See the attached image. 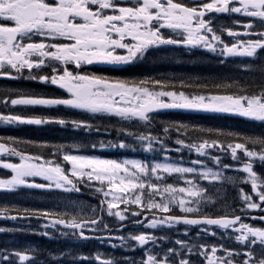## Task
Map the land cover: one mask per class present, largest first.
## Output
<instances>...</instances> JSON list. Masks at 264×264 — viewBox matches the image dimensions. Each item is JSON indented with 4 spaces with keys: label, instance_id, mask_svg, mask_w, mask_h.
<instances>
[{
    "label": "snow or ice",
    "instance_id": "snow-or-ice-1",
    "mask_svg": "<svg viewBox=\"0 0 264 264\" xmlns=\"http://www.w3.org/2000/svg\"><path fill=\"white\" fill-rule=\"evenodd\" d=\"M238 4L239 6H233ZM216 13H245L249 17L259 18L261 28L264 29V0H193L191 6L180 0H0V76H11L5 69L15 70L17 73L27 69L31 73L33 69L48 67L49 75H30L28 78L43 82H50L65 89L67 97L47 98L42 95H14L17 90H0L4 106H54L63 105L71 108L85 110L90 113H104L109 116L119 117L124 121H143L150 123L151 115L156 109L186 108L203 109L209 111L236 113L251 121H259L264 124V85L255 88L248 85L239 86V82L225 84L223 87H237V92L231 95H191L186 96L183 91H157L167 85L161 79H113L95 74H85L82 66L93 62L127 63L137 57H143L150 49L163 44H183L187 46L203 45L205 48L216 51L215 44L222 45L221 54L252 57L257 48H264V30L257 33L259 39L237 41L226 44L204 19L208 12ZM245 29L253 27L251 24L243 25ZM168 28L173 31L183 30L181 39H173L165 36L161 29ZM228 34L236 36L238 33L227 29ZM204 33V34H202ZM247 34V33H245ZM39 35L44 38L40 42H33L32 36ZM62 38L67 42L46 43L45 40ZM27 41V42H25ZM239 44V47H238ZM51 49V50H49ZM117 49L126 50L125 54L117 53ZM53 62H59L62 68L53 67ZM68 64H73L75 70H69ZM246 67V66H245ZM16 78V77H12ZM183 86V81H181ZM219 88L221 85H215ZM165 98H171L169 102ZM0 121L5 123H29L43 124L57 122L61 125L69 123L63 118L34 117L10 112L5 114L0 111ZM71 124L76 128L91 129L93 127L85 120H72ZM176 125H168L163 129L167 133ZM181 127H187L181 125ZM128 136L143 143V147L149 151H155V144H159L161 150L167 152L165 141L152 131L147 134L141 132L134 134L126 128L120 129ZM179 131V128H177ZM203 131V130H202ZM217 135L228 137L231 142L224 144L216 139L211 143L203 140L199 143L186 145L195 149L197 153L204 154L206 148L221 147L225 151L230 150L233 159H238V150L249 159L258 157L264 161V131L260 133L246 134L241 132L224 133L219 129H208ZM11 143H19L14 137H8ZM177 143L184 145L183 140ZM103 147V144H101ZM57 152L64 149L65 145H54ZM76 149L78 145L67 146ZM96 147L95 144L92 145ZM119 147H130L124 140L119 142ZM10 152L19 156V163H3V167L11 169L12 175L8 179H0V189H14L19 185H29L37 188L63 189L76 191L77 185L87 181H98L103 185L107 183L109 191L117 190L123 195L113 197L123 204L135 205L143 209L142 212H131L132 217L147 214L153 211L168 213L172 205L178 206L183 213H198L202 199H210L208 190L201 187L197 180L215 182L227 180L235 182L233 177L224 176L219 170L208 168L202 161H195L200 168L183 167L180 163H170L169 157L164 156V162L153 161L151 163L141 161L102 160L94 156L71 154L65 152L63 160L69 162L70 169L61 167V164L53 160H46L43 156H29L24 152H17L9 143H0V153ZM219 164V157L213 158ZM40 161V162H36ZM228 168V165H224ZM247 177L243 182L251 184L252 193H244L241 189L242 200L246 209H257L264 203V176L258 175L250 162L243 163V169ZM179 174L186 187L174 186L166 183L164 174ZM43 177L48 183L35 184L29 178ZM191 176L193 178H186ZM153 178L155 182H153ZM105 197L109 191L104 187L96 189ZM252 194L258 197L254 201ZM159 197V199H157ZM105 201H101V213L104 212ZM108 215H114L121 222L125 221L124 211H115L118 207L112 200L106 201ZM188 205H197L190 207ZM245 209H240L243 212ZM8 209L0 208V213ZM25 212L36 217H48L53 215L48 210L25 209ZM235 211V210H234ZM60 218L52 220L51 226H63L71 230V235L78 240H88L93 237L86 235L85 229L95 228L98 224L104 225V230L111 232L109 226L104 223L103 215L94 216L85 220L83 217L70 212L59 214ZM16 219L17 217H12ZM264 220V217H260ZM183 222L185 225H216L224 229L233 228L240 233L235 236L237 242L244 245L247 251L238 252L232 249H224L227 259L216 257L214 264H235V259L242 257L240 264H264V228L250 227L242 222V217L219 216L216 218L207 216L191 217L189 215L166 216L161 220H150L149 226L155 228L158 224L171 225ZM135 223L139 224L137 219ZM238 227H234L235 225ZM47 227V225H45ZM124 224L121 223V228ZM47 235V233H44ZM62 235H68V231H62ZM187 234V233H185ZM215 233H213L214 235ZM100 239V237H95ZM109 242L112 237H107ZM123 242L126 238L119 237ZM127 239L135 241L138 245H153L157 240H166L167 237H156L147 232L138 235L129 234ZM174 247L164 248L162 255L153 248L146 253V259L140 264H191L186 256L193 254V249H200L199 255L205 256L208 264H213L210 253H216L217 247L211 246L210 252L206 245H189L187 241L177 240ZM115 247V245H113ZM259 248V252L254 251ZM185 249L187 252L185 253ZM70 255L61 253V255ZM13 257L19 261L29 260V250L15 251L7 255H0L4 264H15ZM87 259V257H82ZM100 264H115L113 259H102L100 254L95 256Z\"/></svg>",
    "mask_w": 264,
    "mask_h": 264
},
{
    "label": "rangeland",
    "instance_id": "rangeland-1",
    "mask_svg": "<svg viewBox=\"0 0 264 264\" xmlns=\"http://www.w3.org/2000/svg\"><path fill=\"white\" fill-rule=\"evenodd\" d=\"M242 13L243 12H241L240 14ZM241 18H246V16H243ZM229 21L230 20L225 21L224 19H219V22L217 24L221 32L220 37L226 44L228 41L227 29L233 27V25H229ZM262 30L264 29L261 28V30L252 31L251 40L259 39V36L257 35V33ZM176 39H181V38L176 37ZM176 45H183V44H176ZM214 46L216 47L217 44H215ZM222 47H223L222 45H219L220 49ZM231 56H234V55H231ZM235 56H238V55H235ZM93 63H96V62H93ZM242 68L244 70L251 69L250 67H245V65L242 66ZM262 72H264V69L260 68L259 71L257 72L253 71L252 74L250 75L254 74L255 76H257V74L261 75ZM258 79L259 78H256L252 81H257ZM254 86L255 85L253 84V87ZM21 93H24V91H21ZM166 99L168 101H171V98H166ZM10 107H16V106H12L9 104L8 110L10 112H13L15 108L10 109ZM18 107L19 106H17L16 108ZM225 113L228 116L243 117L236 113H228V112H225ZM16 114L23 115L22 113H19V112H16L13 115H16ZM27 124L29 123H5V122L0 121V126H5V127L15 126V125L25 126ZM173 124H174V121L172 122V125ZM175 125L176 126L186 125L187 127L186 128L182 127V129H187V130L193 127L190 123H184V122H177ZM246 127L248 126L245 125L244 128ZM173 128L174 127H172L168 132H172ZM201 129L207 132L208 126L206 125V123L204 126L201 127ZM261 131H264V129H258V132H253L251 129L249 130V132L257 133V134L260 133ZM156 135H166V134L158 132ZM107 137H109V135ZM160 137L161 139L165 138V136H160ZM166 137L167 139L165 141V148L166 149L172 148L174 139L171 137L170 134H168ZM121 140H124L127 145H130V147H124V148L119 147V142ZM121 140L117 141L116 138H113L112 140H110V144L112 145V147L108 149L104 145L103 147L101 146L100 147L101 150L106 152L104 155H101L100 153H97V152L90 153V152L81 151V149L86 145L85 143L78 144L77 140H66L64 141L65 143L64 145L66 147L62 149L61 152H58V154L61 156L60 162L58 163L61 164L62 168H65V169L71 168L70 163L63 160V154L65 152H71V154H77V155L94 156L102 160H116L117 162H123V161H141V162H146V163H151L153 161L164 162L163 157L167 156L170 158V160L167 162L180 163L181 166L183 167H196L197 169L200 168V165L195 164L194 162L202 161L203 164L206 165L208 168H212L214 171L219 170L223 173L224 176L233 177L235 182H229L227 180H218L215 182H209L206 180H197V182L201 185V187L206 188L208 190V197H210V199L205 198L201 200V203L199 205L200 211L198 213L205 214L207 212L206 214H208L212 211H215L217 214H220V215H224L223 213L225 212L228 213L225 215H234L232 212H234V209L236 207H238L239 209H245L243 212H246V213H251L253 210H255V209H246V206L242 200V193L240 190L243 189L244 193H248V194L252 193L251 184L243 182L245 178L247 177V173H245L242 169H243L244 162H250L253 165V160L259 159L258 157L249 159L247 157H244L243 153L239 152L238 150V159H233L230 150H228L229 153H227L226 156L224 155L221 158L220 155L217 154V151L207 154L206 153L207 148H206L204 154L192 152L193 156L190 155L188 158L189 162H187L186 160H183V158H180V159L177 158L178 160L177 159L173 160L171 158V156L173 155V151L165 152L163 150L156 149L155 151L151 152L149 150H146L143 147V143H146V142L138 141L135 138V136H125ZM174 143L176 144V142ZM74 144L78 145L79 147L76 149H70L69 147H67V146L74 145ZM132 147H134V150L130 152L127 156L126 152L128 151V148H132ZM111 150H115V153L109 154ZM174 151L175 153L178 154L179 157L181 156L182 149L175 148ZM139 156H144L147 159H143V160L139 159L138 158ZM214 157H219V160H220L219 164H217L216 161L213 159ZM15 159L16 160L9 161V163H19V157L16 156ZM224 165H228L229 167L225 168ZM253 170L258 175L264 176V167H257V168L253 167ZM8 172L9 174L6 179L10 178L11 175L13 174L11 169ZM164 175L166 177V180H165L166 183H172L174 184V186L186 187V185L183 183V180L179 177V174L173 173L171 175H168V174H164ZM186 178H193V177L187 176ZM31 179L37 180L40 184L48 183L43 177H40V176L31 178ZM153 182H155L154 178H153ZM84 184H86L85 193L90 194V196L84 193L85 197H78V196L72 195L70 191H65V193H63L62 192L63 189H47V188H37V187L32 186V191L29 192L28 194L6 195L5 197L0 196V206H5L7 208H20L22 212H25L24 211L25 209L48 210L50 213H53V215L51 216L59 217V218H60L59 214L65 213V212H70L74 215L79 213V215L83 217L85 220H88L89 218H93L94 216L103 215L104 223H106L109 227L113 225L121 226V223L126 224L127 222H130L133 219L134 221L138 219L140 223L137 225L141 226L140 228L138 227L131 228V229H128L127 232H124L119 235V237L126 238L123 242L121 241V239L118 238L116 242L115 241H111V242L105 241L101 243L99 242L98 244H95V246L92 245V247H89L88 245L86 246L87 250H90V255H92L94 259L97 254H100L102 257L110 253L112 254L113 250L115 249L122 248L124 249V253L122 257L124 258L123 264H135L137 262H141L143 259H146V253L150 252L153 248H155L156 252H160L162 255L163 254L162 250L164 248L176 246L175 241L177 240L187 241L189 245H197V246L201 244L206 245L208 246L209 252H210L211 246L215 245L217 247V252L210 253L212 256L213 264L215 262L216 257H222L226 260L225 256L221 255L218 252V250H220L221 248L220 247L221 245L223 246V248L232 249L235 251L242 250L243 248H245L243 244L239 242L237 243L235 239L236 232L235 233H232L231 231L224 232V231L215 230L213 228H205V227L198 229V228H192L190 226L178 225L176 223H173L171 225L158 224L155 228H152L149 226V223H148L150 220H161V218L162 219L165 218V215L174 216V214H177V213L179 215L186 214V213H183L178 206L172 205L168 213H162L160 211H153V212H149L144 215H140L138 217H132L130 215L131 212H142L143 209L135 205L126 206L119 199H113V197H119L123 195L122 193H120L117 190L109 191L106 182L103 185H101V183L98 181H94V180L87 181V178H85ZM234 185L236 188L234 187ZM102 186L104 187L105 191H109V195L107 197H105L103 193H99L96 191V189ZM92 188L94 189L92 190ZM91 195H95V197ZM252 198L254 201H258V197L255 196L254 194H252ZM157 199H159V197H157ZM102 200L105 201L103 214L101 213V209H100ZM107 200H112V202L118 206L113 209V212L115 211L123 212L125 208L128 209V211L124 213L126 216L125 221L121 222L119 218L115 217L114 215H108L107 205H106ZM23 206H25L24 209H23ZM188 206L197 207V205H188ZM21 214L22 213L20 214L14 213V215H17L18 219L21 220L17 224H11L8 221H4L3 224H0V232H2L3 229L6 227H8L9 230L13 229L15 231H23V234L20 235V238L22 239V241L21 242L18 241L17 247H15L17 251L29 250V253L39 252L36 241H34L33 238H30L29 240L24 236L29 235V234L33 235V234H41V233L43 234L50 233L52 237H56L59 240L60 239L64 240L66 247L63 248L62 253H68L69 250H71V254L72 252H77V256L74 257V259H78L79 257V259L81 260H90V262H92L90 258L89 259L82 258L85 256L82 255L81 249L79 251L78 248L74 247V244L72 242V238H74V236H72L70 232L68 235H62L61 234L62 231H59L58 229H56V227L53 228L50 223L43 221V219H39L41 217L38 218L34 215H31L30 217L31 218L34 217V219L29 221V220L23 219L21 217L22 216ZM188 214H192V213H188ZM27 215H30V213H27ZM0 218H5V217L0 216ZM5 224L6 226L4 227ZM45 225H47V227H45ZM97 229H99L100 231H103V233H107V231L104 230L103 224H101L100 227H97L95 230ZM141 232L150 233L153 236H156L158 238L167 237V239L163 241H160L158 239L155 245H152L151 247L143 250V248H139V245L135 241L127 239L129 234L138 235ZM213 233L215 234L213 235ZM13 242H16V241L14 240ZM80 245L82 247V244ZM113 245H115V247H113ZM184 251L186 253L187 249H185ZM199 251L200 249L198 247L194 248L193 254L186 256V258L191 260L195 256V258L198 259ZM67 255L68 254L61 256V254H59L58 256H59V259L64 260ZM200 259L202 261L201 257ZM64 261L62 264H64Z\"/></svg>",
    "mask_w": 264,
    "mask_h": 264
},
{
    "label": "trees",
    "instance_id": "trees-1",
    "mask_svg": "<svg viewBox=\"0 0 264 264\" xmlns=\"http://www.w3.org/2000/svg\"><path fill=\"white\" fill-rule=\"evenodd\" d=\"M162 59L154 60L151 57L145 60V63L141 66H134L131 68H125L121 71H106L109 78L113 79H129V80H141V79H155L154 75L158 74L161 75L159 78L164 80L169 87L189 92V94H198V93H209L211 95H231L237 92V87L233 86L231 88H225L223 85L225 84H232L234 81L239 82V86L248 85L249 87H253V81L255 78H261L263 75L257 74L250 75L245 73H240L239 71L235 70L236 68L233 65H230L227 61H219L213 59L210 56H206L204 54H196L194 55H186L181 57L180 61H175L170 57H161ZM264 69V67H263ZM151 73L152 75L147 76L143 75L144 73ZM239 74V75H238ZM181 81H183V86L181 85ZM250 81V82H249ZM215 85H221V87L217 88ZM34 89L33 91H40L39 84L31 85ZM168 88V86H165ZM45 93V91H42ZM47 93V92H46ZM36 94V93H33ZM36 95L45 96L43 93H38ZM55 114L66 115L69 114L70 116L78 115V118L81 120L89 121L93 125L91 129H84V128H75L73 129L72 126H58V125H46L43 126L42 129H34L31 127H27L25 130L31 139L29 142L31 143L30 149L33 151H38L40 148V144L46 139L47 134L49 136L50 143H53L52 140L60 141L63 138L69 137H78L79 144L85 143L86 145L82 148V151L90 152V153H100L104 155L106 152L101 150V144H103L107 149L111 148L112 145L110 144V140L116 138L117 141H120L123 137L128 136L126 133L121 132L120 129H127L129 132L134 134H139L141 132L147 134L148 130L152 131L154 135L158 132L164 133L163 129L171 123L167 121L169 119L175 118H198L203 117V115L197 114H183V113H169V114H159L156 115L148 124H133V123H126V124H118L116 121H109L108 119H98L93 120L85 117L78 111H72V109H55L53 111ZM89 119V120H86ZM105 121H109V123H104ZM171 129V128H170ZM177 128H173L172 132L164 133L167 136L168 134L174 140H183L185 143L190 141V138H195L199 140H203L206 138L205 136L201 135L198 130H182L177 131ZM180 130V129H179ZM230 132V131H228ZM188 134V135H187ZM109 135V137H107ZM135 136V135H133ZM189 136V137H188ZM224 141L223 144H227L231 142V140L223 136ZM48 142V141H47ZM49 143V142H48ZM95 144L96 147L93 148L92 145ZM227 146V145H226ZM134 150V147L128 148L126 155ZM109 154H114L113 152H109ZM19 234H16L14 231H8L6 234L0 233V253L6 254L10 251L9 247L13 244L12 240L18 241L17 237ZM36 241L37 247L39 249L46 247L47 244L53 245L55 240L46 241V237L44 236H37L31 235ZM82 244H87V242H81ZM93 243L89 242L88 244ZM86 248V247H85ZM84 248V249H85ZM88 256L89 253H83ZM112 256L109 254L107 258ZM114 258L119 263L122 261L124 262V258L120 256L113 255ZM3 264V263H2ZM72 264H100V263H89L85 262V260H80L78 263H75L74 260Z\"/></svg>",
    "mask_w": 264,
    "mask_h": 264
},
{
    "label": "flooded vegetation",
    "instance_id": "flooded-vegetation-1",
    "mask_svg": "<svg viewBox=\"0 0 264 264\" xmlns=\"http://www.w3.org/2000/svg\"><path fill=\"white\" fill-rule=\"evenodd\" d=\"M177 2H180V0H177ZM183 2H185L186 4H189V6H191V4H192V0H186V1H183ZM233 6H237L238 7L239 5L238 4H235ZM214 13H216V12H214ZM243 16H246V18L248 19V24L253 25V27H257V26H259L261 24L259 18L249 17L245 13L240 14V13H232V12H229L228 15H227V17L230 18V19H232L235 22V24H237V26L240 25V19ZM213 18H214V15L213 16L212 15H207V13L204 16V19L205 20L210 19L211 22H212ZM161 31H162L163 34L164 33H169L170 34L171 32H176V31H173V30L168 29V28H162ZM178 31H181L182 32L183 30H178ZM233 32L238 33V35L232 36V39L235 42H237V41H245L246 42L250 38V36H249L250 35V28L245 29L243 26L241 28L235 27V31H233ZM245 33H247V34H245ZM31 39H32L33 42H40L44 38L40 37L39 35H33ZM55 41L67 42L66 40H63L62 38H59V39H56V40H52V39L45 40L46 43H48V42H55ZM25 42H27V41H25ZM157 47L158 46H155L153 48H150L148 51H150L152 49H155ZM125 51L126 50L117 49V53H119L121 55L125 54ZM154 56H155L154 59L155 60H158V57H157L158 55H154ZM5 70L8 71V72H12L13 71L12 69H8V68H6ZM92 70H95V68L92 67ZM252 167H254V168L264 167V161H261L260 159H255V160H253ZM263 208H264V203L261 204V207L260 208H257L255 210H253L250 214L257 215V216L261 217V216L264 215ZM213 215H215V214H213ZM240 215H244V214H240ZM242 222L245 223V224H248L250 227H254V228H263L264 227V221H262L259 218L256 219V220H251V219H246V218L242 217ZM238 226L239 225L237 224L234 227H238ZM213 229L218 230V231H224V232H229V231L235 232L233 228H228V229L213 228ZM239 234L240 233L236 232V235H239ZM224 249H226V248H224ZM236 251H238V252H244V251H247V249L243 248L242 250H236ZM254 251H256L258 253L259 248H255ZM218 252L221 255H224L225 258L227 259V256H226L225 251L221 250V248H220V250H218ZM200 257L202 258V261H201ZM193 258H195V257H193ZM198 259L200 261V264H206L207 263V260H206V257L205 256H200L199 255ZM241 259H242V257L236 258L235 259L236 260L235 261V264H239L240 263L239 260H241ZM195 261H197V260H194V261H191V262H195Z\"/></svg>",
    "mask_w": 264,
    "mask_h": 264
},
{
    "label": "water",
    "instance_id": "water-1",
    "mask_svg": "<svg viewBox=\"0 0 264 264\" xmlns=\"http://www.w3.org/2000/svg\"><path fill=\"white\" fill-rule=\"evenodd\" d=\"M182 109H186V108L173 107V108H165V109H156V110H154V112H157V111H169V110H182ZM189 110H192V111H209V110H203V109H189ZM209 112H211V111H209ZM0 154H2V153H0ZM52 220H55V218L54 219H50V221H52ZM93 238H95V237H93ZM100 238H105V237H100Z\"/></svg>",
    "mask_w": 264,
    "mask_h": 264
}]
</instances>
